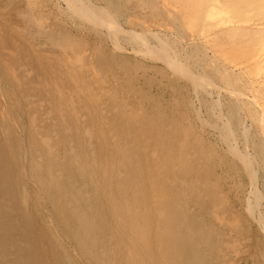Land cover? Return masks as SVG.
<instances>
[{"label":"bare ground","instance_id":"bare-ground-1","mask_svg":"<svg viewBox=\"0 0 264 264\" xmlns=\"http://www.w3.org/2000/svg\"><path fill=\"white\" fill-rule=\"evenodd\" d=\"M51 1L0 0V264H212L214 226L244 221L222 216L212 172L255 185L264 160L236 120L224 155L197 137L186 93L203 79L264 125V0L135 1L180 7L181 32L152 9L123 21L117 0Z\"/></svg>","mask_w":264,"mask_h":264},{"label":"rangeland","instance_id":"rangeland-1","mask_svg":"<svg viewBox=\"0 0 264 264\" xmlns=\"http://www.w3.org/2000/svg\"><path fill=\"white\" fill-rule=\"evenodd\" d=\"M105 1L106 0H101V1L99 0L100 5L105 4ZM110 1L112 2L113 0H110ZM110 1L108 0V2H110ZM115 1L116 0H114L112 3L114 4ZM120 1H122V2H120ZM135 1L138 2V0H131V2H130V0H128V1L127 0H117L115 2L116 4L114 6L116 7L117 11H119V12L121 11L123 13V14L121 12L119 13V15L121 14L120 18L123 21L126 18H128V16L129 17H133V16L136 17V16H142L146 12H148L147 13L148 15L151 13L150 9H152V8H150L149 6H146V5H143V7H142V8H145V9H142L141 7L139 8L140 10L137 7H136L137 9L136 8L134 9L133 7L136 6ZM157 1L161 2V0H157ZM51 2L52 3L50 4L51 5L50 7H52V9L55 8V10H56L58 8L57 4H56V0H52ZM118 2H120L122 6L118 5ZM118 6L121 7V8H119ZM116 9H114V10H116ZM146 9H148V10H146ZM174 9L176 11L174 10L172 12H174L173 14L176 15V20L173 17L172 18L174 20L172 18L169 19V17H170V16L168 17L169 14H165V13H168V12H163L162 13V11H160V12H158V10H156V11L154 10L153 11V9H152V14H150L152 16L151 20L154 21V22H157V23L160 22V24L161 23H163V24L167 23V26L175 25V26L178 27V30L182 28L181 26H183L185 28V30L182 28L179 31L180 32L181 31H187L188 27L184 24V21L182 20V17L184 16L183 15L184 14L183 10L180 11L179 10V9H181L180 7L178 9H176V8H174ZM138 10H139V12H138ZM134 12H136V13H134ZM142 12H144V13L142 14ZM155 13L157 15H155ZM177 13H180V14L182 13V14L179 16V14H177ZM162 14L164 15V17H163ZM131 15H133V16H131ZM122 16L125 19L122 18ZM135 17H133V18H135ZM167 19H168V21H167ZM122 20H121V22H123ZM144 20H148V16L146 18H144ZM148 22H150V21H148ZM258 23H260V20L256 21L255 24H253V26L254 25H258ZM155 26H156V24H155ZM123 27L125 29H127L125 26H123ZM194 28H195V26H194ZM196 28H197V26H196ZM154 30H156L155 32H157L158 27L156 29H154ZM190 30L191 29L189 28L188 31H190ZM158 34L160 35V32ZM178 39H180V38H178ZM180 40L177 41L179 46H181V44L179 42ZM181 43L183 44L184 41H182ZM201 80L196 82L195 84L192 83V86L195 88L196 84H198V86H199L200 83L202 84V82L205 81L203 79H201ZM193 87H191L188 90V93H186V95L188 96L189 101L191 102V103L189 102L190 104H188V107H187L188 110L186 112L188 113V111H189L188 114L193 119V127H194V130H195L194 132H195L196 136L198 135L197 137H200V139L203 142H206V144H208V145L211 144L210 146H213L214 149H216L217 153H220V154L224 155V154H226V153H224L226 151L224 149H227V148L224 146V143L221 144L222 140H220V138H218V129L224 123V121L228 125L229 124L231 125V122L233 120L234 121L236 120L237 122H235L236 126H234V128H233L234 130H233L232 138H233V136H235V137L238 136V138H239L238 139V148L239 149H244L243 141H244V138L246 137V135L248 133L247 137H248L249 144L246 145L245 147L247 149H249V151H253V146H255V148L257 150L256 152L260 156V157L259 156L258 157L261 158L262 160H264V136H263L264 135V133H263L264 125L261 126V124L258 121H255L254 123L251 122L252 118L251 119L249 118L250 110L248 108H246L247 116H245L244 115L245 112H244V110L242 108H241L242 110H240V108L236 109L237 107L236 108L233 107V109H231L232 107L229 108L230 106L228 107V105L223 104L224 105L223 106L221 104L218 105L217 103H215L216 105H213L214 103L212 101H210V100H214V99L217 98L216 92H212L211 93V90L207 91L204 86L203 87H201V86L197 87V89L199 88L198 89L199 91L196 88L194 90H192ZM196 90L198 92H200V95L198 94V92ZM202 91L204 93L205 92L206 93L202 95V93H203ZM208 92H210L212 99L208 95L209 94ZM194 93H195V95H194ZM190 95H191V97H190ZM205 96H206V99H205ZM170 97L171 96H170L169 92L164 94V98L170 99ZM201 97H203V98H201ZM192 101L195 102V103H193L194 105L192 104ZM202 102L203 103L205 102V103L203 104ZM189 106H192V107L190 108ZM233 111H236L237 113L233 112ZM191 112H193V113H191ZM230 112H233V114H234L233 116H235V117H233L234 119L232 118L230 120V122H227V118L228 117L230 118V116H228V115H230ZM193 115H195V116H193ZM223 117H225V118H223ZM197 119L199 121H197ZM195 123H196V125H195ZM232 124H233V122H232ZM235 129L237 131H235ZM245 129H247V131ZM234 134H236V135H234ZM242 135H245V136H242ZM251 148H252V150H251ZM259 158H258V161H261ZM263 162L264 161L259 162L260 164L256 167V170H258V171H257V173L255 171V175H254L255 179L257 177L255 185H251L252 183L250 181L249 176H247L244 172H237V174L236 173L234 174L233 170H229L228 171V170H226L225 168H222V167H221V169L218 168V169H215L212 172L213 175H214L213 182H214V184L216 186L215 191L218 192L224 198V204H223L224 206L222 205V207H224V209H223L224 212L222 210V213H223L222 216H224L226 221L227 220L230 221L231 220L230 218L233 219L234 216H237L239 218L238 220H240L241 219V215H242V219H244V221L241 219L243 222L242 221L239 222L241 224H239V226H237V228H236L237 230H233V233H230L228 231L229 230L228 227L223 226V230H222V229H220V228H222L221 226H219V225H215L214 226L215 230H214V235L213 236H214V240H215L216 244L218 245V247L216 246L217 248L213 250V254H212L213 256L211 255L212 258L214 257V259L211 258L212 259L211 260L212 264H219V263L223 264V263L227 262V259H228V256H229V254L227 252H229V251L226 252V250H227L226 249V247H227L226 244L228 242H231L233 239L234 240L236 239L235 241H237L236 245H235V247L237 249L236 248L235 249H236V251L239 254L237 252H234V253H237L238 255L237 254H233V256L230 257V259H228V261L230 262V260L234 258L233 259L234 261L231 260L232 263H230V264H264V228H263L264 227V223H263L264 222V163ZM260 166H261V168H260ZM239 173H241V174L239 175ZM242 188H244V190H243L244 194H243V192H241ZM253 191H254V194H253ZM256 194H258V195H256ZM254 195L257 198L260 197L261 200L255 199ZM242 197H245V198H242ZM246 198H247V200L249 202L246 201ZM254 199L256 201H258L257 206L259 204H261V205H259L260 207L258 206L257 209L255 208V207H257V206H255L257 202L254 203V201H255ZM245 201L248 202V203H246ZM249 204H251V205H249ZM247 205H249V210L250 211L247 209L248 208ZM252 207H254V210L252 209ZM251 210H253V211H251ZM257 210H259V211H257ZM225 213L226 214L229 213V214L225 215ZM253 213L254 214L256 213V216ZM258 214H259V216L261 215V218L263 219V222H262V219L258 216ZM230 215H232V217ZM227 216H228V219H227ZM257 218L260 220V223H258L259 221H258ZM225 229H228V230H225ZM232 234H233V236H232ZM228 238H231L232 240L228 239ZM229 240H231V241H229ZM218 248H220V249H218ZM222 250L224 252H222ZM217 252H219L220 254L218 253L217 255H215ZM224 253H225V255H224ZM216 256H218V257H216ZM219 256H221L220 258H222V257H224V258H222V260H221L219 258ZM225 256H227V257H225ZM225 258H227V259H225ZM215 260H217V261H215Z\"/></svg>","mask_w":264,"mask_h":264}]
</instances>
